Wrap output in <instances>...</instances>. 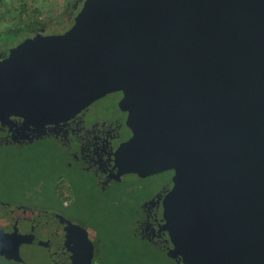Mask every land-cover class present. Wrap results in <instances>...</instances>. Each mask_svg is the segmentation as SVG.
<instances>
[{"label":"water","instance_id":"95a60500","mask_svg":"<svg viewBox=\"0 0 264 264\" xmlns=\"http://www.w3.org/2000/svg\"><path fill=\"white\" fill-rule=\"evenodd\" d=\"M16 50L0 61L2 112L57 122L111 91L143 93L166 121L135 123L119 158L179 171L169 254L264 264V0H87L70 31Z\"/></svg>","mask_w":264,"mask_h":264},{"label":"flooded vegetation","instance_id":"af4514ba","mask_svg":"<svg viewBox=\"0 0 264 264\" xmlns=\"http://www.w3.org/2000/svg\"><path fill=\"white\" fill-rule=\"evenodd\" d=\"M86 1L66 3L57 17L26 13L19 24L0 25V61L17 56L16 49L30 39L70 31ZM143 100V93L136 100L129 90L119 89L68 119L49 123L0 110V162L29 159L36 149L53 158L52 174L34 175L35 186L21 192L32 204L14 205L0 198V264H114L103 239L88 237L86 223L67 216L74 195L82 192L81 182L85 192L100 197L134 187L132 234L176 261L169 254L173 243L163 216L164 199L179 171L166 168L141 175L119 158L120 148L135 135V123L147 122L151 114L159 125L166 121ZM171 105L176 111L178 105Z\"/></svg>","mask_w":264,"mask_h":264},{"label":"rangeland","instance_id":"374dc122","mask_svg":"<svg viewBox=\"0 0 264 264\" xmlns=\"http://www.w3.org/2000/svg\"><path fill=\"white\" fill-rule=\"evenodd\" d=\"M72 0H0V25L21 23L18 9L25 5L30 10L38 8L40 13L57 17L62 7ZM32 42L30 44H34ZM22 51V49H19ZM44 159V161H43ZM44 166H39L40 162ZM53 158H44L38 150L29 159L21 158L17 162H0V198L11 204H32L31 198L21 197L24 189L35 186L34 175L52 174ZM50 165V166H49ZM63 176V181L66 182ZM53 178L51 176L50 183ZM85 182H81L82 192L75 196V202L69 208V218L78 217L86 223L88 237L103 239L105 247L114 264H179L164 251L132 234V221L135 213L130 205L137 191L133 188L120 190L109 197L85 192ZM73 221V220H72Z\"/></svg>","mask_w":264,"mask_h":264},{"label":"trees","instance_id":"16d2710c","mask_svg":"<svg viewBox=\"0 0 264 264\" xmlns=\"http://www.w3.org/2000/svg\"><path fill=\"white\" fill-rule=\"evenodd\" d=\"M18 12H19V15H20V18L22 20V16L26 13H28L29 15L30 14H33V15H40V10L38 8H34L32 10H30L29 8H27L25 5H22L19 9H18ZM69 197H62V201L64 199H68ZM174 260V259H173ZM175 261V260H174ZM176 262V261H175ZM177 263V262H176ZM179 264H183V263H179Z\"/></svg>","mask_w":264,"mask_h":264}]
</instances>
